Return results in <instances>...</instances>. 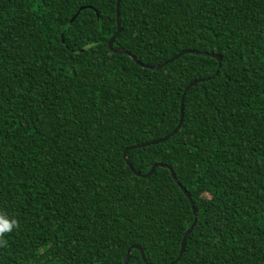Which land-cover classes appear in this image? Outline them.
I'll return each mask as SVG.
<instances>
[{
	"label": "trees",
	"instance_id": "trees-1",
	"mask_svg": "<svg viewBox=\"0 0 264 264\" xmlns=\"http://www.w3.org/2000/svg\"><path fill=\"white\" fill-rule=\"evenodd\" d=\"M116 3L0 0V264L175 261L183 97L175 264H264V0Z\"/></svg>",
	"mask_w": 264,
	"mask_h": 264
},
{
	"label": "water",
	"instance_id": "water-1",
	"mask_svg": "<svg viewBox=\"0 0 264 264\" xmlns=\"http://www.w3.org/2000/svg\"><path fill=\"white\" fill-rule=\"evenodd\" d=\"M97 14L99 15V13L97 12ZM116 18H117V26H118V29H117V32L116 34L113 35V37L110 39L109 41V48L110 50L113 52V53H116V54H119V55H122V54H127L129 55L138 65L140 66H144L134 55H132L130 52L126 51L125 49H122V48H119V47H114V43L116 41V38L117 36L121 33L122 31V19H121V0H117V3H116ZM186 54H197V55H204V56H207V57H212L214 59H217L218 62H219V69L217 70L215 76H217L220 72V68L222 66V57L216 53H209V52H206V53H202V52H196V51H193V50H186V51H182L180 53H178L177 55H175L174 57H172L170 60L166 61L164 64L160 65V66H153V67H149V66H145L147 68H151L152 70H158L170 63H173L174 61L180 59L182 56L186 55ZM208 79H203V80H198V81H194L192 83H190L188 85V87L186 88L185 90V93H184V96L185 94L191 89L193 88L194 86H196L198 83L200 82H204ZM183 119H184V97H183V100H182V106H181V119H180V123L178 124V126L176 127V129L168 136H166L165 138L163 139H160L158 141H154V142H151V143H145V144H138V145H132V146H129L126 148V152L129 151V150H134V149H139V148H144V147H147V146H151V145H157V144H160V143H163L165 141H168L173 135H175L176 133H178V131L180 130L181 126H182V123H183ZM125 152V161L127 163V165L130 167V169L133 171V173L138 176V177H141V178H144V179H147L149 177H151L154 172L157 170V168L159 167H162V168H166L168 169L170 172H171V175H172V178L174 179V181L177 183V185L181 188V190L183 191V193L185 194V196L187 197V199L189 200L190 204H191V207L193 209V212H194V216H195V220L193 222V224L184 232L183 234V237H182V240H181V244H180V249H179V253H178V257L175 259V261L169 263V264H175V262L182 256L183 252H184V249H185V240L188 236V234L190 232H192V230L195 228V226L197 225V216H198V210L197 208L195 207V203L193 201V198L191 197L190 193L187 191V189L182 185L180 184L176 174L174 173V170L165 165V164H154L150 171L147 173V174H143V173H140V172H137L130 160V158L127 156V153ZM132 249H136L140 252V255H141V259L142 261L145 263V264H149L146 257H145V254H144V251L141 247L139 246H131L128 248L127 250V253H126V256L124 258V261H123V264H128V261H129V258L131 256V252H132Z\"/></svg>",
	"mask_w": 264,
	"mask_h": 264
},
{
	"label": "snow or ice",
	"instance_id": "snow-or-ice-1",
	"mask_svg": "<svg viewBox=\"0 0 264 264\" xmlns=\"http://www.w3.org/2000/svg\"><path fill=\"white\" fill-rule=\"evenodd\" d=\"M6 227H8V225L5 222H3L2 220H0V230H3Z\"/></svg>",
	"mask_w": 264,
	"mask_h": 264
},
{
	"label": "clouds",
	"instance_id": "clouds-1",
	"mask_svg": "<svg viewBox=\"0 0 264 264\" xmlns=\"http://www.w3.org/2000/svg\"><path fill=\"white\" fill-rule=\"evenodd\" d=\"M10 230H11V226H8V227L4 228L3 230H0V236H3V233L5 231H10Z\"/></svg>",
	"mask_w": 264,
	"mask_h": 264
}]
</instances>
